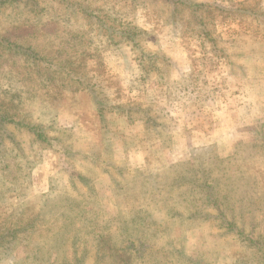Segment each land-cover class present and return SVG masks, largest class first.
<instances>
[{"label":"rangeland","instance_id":"374dc122","mask_svg":"<svg viewBox=\"0 0 264 264\" xmlns=\"http://www.w3.org/2000/svg\"><path fill=\"white\" fill-rule=\"evenodd\" d=\"M0 109V264H264V0L1 5Z\"/></svg>","mask_w":264,"mask_h":264},{"label":"trees","instance_id":"16d2710c","mask_svg":"<svg viewBox=\"0 0 264 264\" xmlns=\"http://www.w3.org/2000/svg\"><path fill=\"white\" fill-rule=\"evenodd\" d=\"M20 0H0V6L1 5H4V4H9V3H16V2H19ZM15 119H17L16 115L13 114H4V112L0 109V127H3V124H5V122L8 120L9 122H12V123H17L15 121ZM29 130H31L38 138H41L42 135L39 134L38 131L39 128L36 127L35 125H30L29 126ZM0 239H2V236H0Z\"/></svg>","mask_w":264,"mask_h":264}]
</instances>
